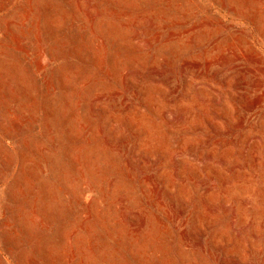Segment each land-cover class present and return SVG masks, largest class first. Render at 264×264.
Masks as SVG:
<instances>
[{"label":"rangeland","instance_id":"rangeland-1","mask_svg":"<svg viewBox=\"0 0 264 264\" xmlns=\"http://www.w3.org/2000/svg\"><path fill=\"white\" fill-rule=\"evenodd\" d=\"M0 264H264V0H0Z\"/></svg>","mask_w":264,"mask_h":264}]
</instances>
